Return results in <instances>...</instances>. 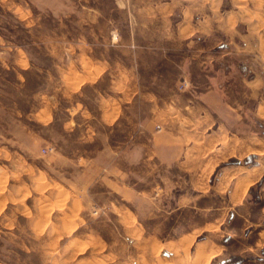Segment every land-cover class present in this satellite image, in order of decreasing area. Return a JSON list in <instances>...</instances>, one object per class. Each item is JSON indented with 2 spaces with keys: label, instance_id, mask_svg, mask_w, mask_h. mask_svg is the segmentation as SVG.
Returning a JSON list of instances; mask_svg holds the SVG:
<instances>
[{
  "label": "rangeland",
  "instance_id": "1",
  "mask_svg": "<svg viewBox=\"0 0 264 264\" xmlns=\"http://www.w3.org/2000/svg\"><path fill=\"white\" fill-rule=\"evenodd\" d=\"M186 10L264 26V0H0V264H264L255 103L241 98L238 145L257 138L241 152L219 137L226 106L202 100L208 129L170 116L188 72L242 97L192 66L212 43L178 34Z\"/></svg>",
  "mask_w": 264,
  "mask_h": 264
},
{
  "label": "crops",
  "instance_id": "2",
  "mask_svg": "<svg viewBox=\"0 0 264 264\" xmlns=\"http://www.w3.org/2000/svg\"><path fill=\"white\" fill-rule=\"evenodd\" d=\"M197 12H192L189 10L184 11V17L181 21V25L178 30V34L185 38H189L192 36H197L196 39H192L191 42L197 44L201 39L203 41L208 40L210 43L207 47L196 48L195 54L191 55L188 58H191V64L199 73L207 74L213 70L217 75L224 74L223 81H219L218 87L219 91L222 90L224 93H228V91H232L234 94V89L239 87L243 88L242 97L232 98V103L229 101H222L219 96L217 97V93L214 92L212 86L206 85V89L201 92H196L193 89H196L197 85L194 83V80L186 74L184 76V80L188 83L189 89L181 88L182 92H188L190 96L186 97V99H178V104L174 103V106L169 105L171 109H174V112L170 114V116H183L184 118H188L193 120L196 124L205 125L208 129L210 127L209 117L204 114L203 110H208V106L212 105L215 101L220 107L223 105L226 106V110L224 109V118H230L232 120V127H224V132H219V137L222 139L224 133L228 136V140L232 142L230 143L231 151L233 152H241V150H246L247 146L255 145L257 143L256 136L249 139L248 143L245 140L244 145L245 148H241V144L238 145V140L240 138L238 135L240 132L237 129L240 126V121L245 119L242 116L241 112H244V107L242 106L241 98L246 100H252L255 104L253 107H248L246 110L253 113L256 118L264 121V26L260 25V21L254 22H245L244 19L241 20V16L238 20L235 17L236 15L227 14L225 16L221 15L219 12H212L207 14L206 16L197 17L196 20L192 19ZM197 15V14H196ZM214 24L217 26L214 27ZM239 25H243L244 28L239 29ZM218 29H221L224 33V38H217L216 34ZM216 65V66H214ZM187 71V68H186ZM247 71V72H245ZM220 72V73H219ZM252 73L250 78H247L243 73ZM219 77V76H218ZM216 75L209 76V80L216 79ZM203 87V85H202ZM239 90L236 91V93ZM199 99L205 100L199 101ZM195 103H194V101ZM123 95L120 98V101H112L110 102L109 108L105 109L104 116H112L114 120L120 117V113H118L117 107L122 110ZM230 108V109H229ZM203 113V114H202ZM190 120V121H191ZM193 122V123H194ZM182 123V121L178 122V125ZM187 124V121H184ZM185 124V125H186ZM176 131H179V126ZM205 128V129H206ZM217 128H221L220 126ZM170 136L178 135V132L170 131L168 132ZM222 147L216 146L214 148V154L218 153ZM229 150V152H231ZM253 150H255L253 148ZM252 151V149H251ZM259 166V165H258ZM255 166V167H258ZM247 171L249 173H247ZM244 172H246L244 177H239L237 179V184L240 178H244L249 176L252 172L251 168H244ZM263 190V188H262Z\"/></svg>",
  "mask_w": 264,
  "mask_h": 264
},
{
  "label": "bare ground",
  "instance_id": "3",
  "mask_svg": "<svg viewBox=\"0 0 264 264\" xmlns=\"http://www.w3.org/2000/svg\"><path fill=\"white\" fill-rule=\"evenodd\" d=\"M258 161H259V159H258ZM261 161V160H260ZM244 178H240V180L238 181V183H245V181L243 180ZM165 244V243H164ZM163 244V245H164ZM172 245V242H168V245L167 246H171ZM176 254H177V252H176ZM176 254H174V255H176ZM186 258V257H185ZM189 258V257H188ZM202 258V250H197V257H196V259H194L195 261L194 262H196V263H198V261H200V259ZM209 258V257H208ZM187 259V258H186ZM185 260V259H184ZM189 261V260H188ZM206 264V263H205Z\"/></svg>",
  "mask_w": 264,
  "mask_h": 264
},
{
  "label": "built area",
  "instance_id": "4",
  "mask_svg": "<svg viewBox=\"0 0 264 264\" xmlns=\"http://www.w3.org/2000/svg\"><path fill=\"white\" fill-rule=\"evenodd\" d=\"M187 84H188V83H187L186 81H184V82L182 83V86L185 87V86H187Z\"/></svg>",
  "mask_w": 264,
  "mask_h": 264
},
{
  "label": "trees",
  "instance_id": "5",
  "mask_svg": "<svg viewBox=\"0 0 264 264\" xmlns=\"http://www.w3.org/2000/svg\"><path fill=\"white\" fill-rule=\"evenodd\" d=\"M263 253H264V251H263Z\"/></svg>",
  "mask_w": 264,
  "mask_h": 264
}]
</instances>
